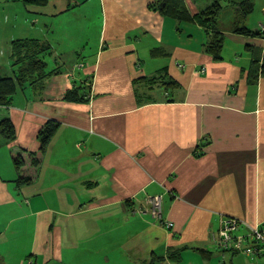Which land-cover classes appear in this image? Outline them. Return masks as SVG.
Here are the masks:
<instances>
[{
  "label": "crops",
  "instance_id": "0c3cea01",
  "mask_svg": "<svg viewBox=\"0 0 264 264\" xmlns=\"http://www.w3.org/2000/svg\"><path fill=\"white\" fill-rule=\"evenodd\" d=\"M150 1L0 10V77L18 71L12 42L46 49L45 77L0 107L16 132L0 147V264H264L211 239L223 218L264 224V7L243 23L252 36L235 30L242 0H182L190 17L220 1L214 61L210 30ZM75 89L84 102L65 98ZM48 122L35 182L19 185L11 155L36 152ZM154 196L172 228L151 216Z\"/></svg>",
  "mask_w": 264,
  "mask_h": 264
},
{
  "label": "trees",
  "instance_id": "16d2710c",
  "mask_svg": "<svg viewBox=\"0 0 264 264\" xmlns=\"http://www.w3.org/2000/svg\"><path fill=\"white\" fill-rule=\"evenodd\" d=\"M49 0H20L24 5L45 6ZM148 8L157 11L162 16L171 17L177 21H195L200 26L210 30L213 34L212 43L205 45V52L209 54L214 61L221 59L222 53V34L218 31V20L222 11L220 1L212 2L206 9L190 17L184 7L182 0H151ZM253 10L252 0H242L237 5V14L235 22L241 23V28L235 29L239 34L260 35L261 30L244 29L243 23ZM264 31V26L262 28ZM43 46L36 40H16L12 42L13 67L18 68L16 76L0 77V107L10 105L13 96L18 88L26 84L33 85L40 82L45 75V63L41 59L42 53L46 52ZM172 84H165L169 88ZM79 89L66 93V99L72 102H84L80 97ZM57 125L48 122L38 133L39 148L36 152L21 151L11 155L12 163L18 174V184H31L35 182L38 170L41 166L44 152L53 137ZM16 138L14 125L9 118L0 120V147L13 141ZM26 168V170L24 169ZM25 170V171H24Z\"/></svg>",
  "mask_w": 264,
  "mask_h": 264
},
{
  "label": "built area",
  "instance_id": "2783aa9c",
  "mask_svg": "<svg viewBox=\"0 0 264 264\" xmlns=\"http://www.w3.org/2000/svg\"><path fill=\"white\" fill-rule=\"evenodd\" d=\"M183 67V65H179ZM149 211L152 217L162 220L161 197L154 196L147 199ZM167 228H172V223L164 222ZM247 230L241 234L240 230ZM211 239L214 241L218 250L223 252H235L248 256H259L264 252V224L250 227L242 224L236 218H223L218 231L213 234Z\"/></svg>",
  "mask_w": 264,
  "mask_h": 264
},
{
  "label": "rangeland",
  "instance_id": "374dc122",
  "mask_svg": "<svg viewBox=\"0 0 264 264\" xmlns=\"http://www.w3.org/2000/svg\"><path fill=\"white\" fill-rule=\"evenodd\" d=\"M11 0H0V10L7 7L9 8V6L7 5V3L9 4ZM7 2V3H6ZM252 6H253V10L250 14V19H252V21H255V19L262 17V8L264 7V0H252ZM233 6L232 5H225L223 7V16L224 17H229L232 15V11H233ZM249 17V16H248ZM248 19V18H247ZM6 33V38H8V36L11 34V32L9 30L5 31ZM6 45V44H5ZM8 59V58H7ZM3 60V56L0 59ZM8 61V60H6ZM5 62H3L4 64ZM13 65V63H12Z\"/></svg>",
  "mask_w": 264,
  "mask_h": 264
}]
</instances>
